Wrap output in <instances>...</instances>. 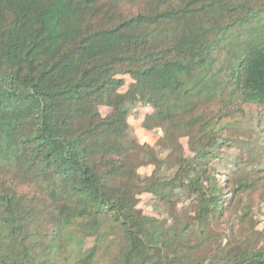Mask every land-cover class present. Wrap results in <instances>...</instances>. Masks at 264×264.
I'll return each instance as SVG.
<instances>
[{"label":"trees","instance_id":"trees-1","mask_svg":"<svg viewBox=\"0 0 264 264\" xmlns=\"http://www.w3.org/2000/svg\"><path fill=\"white\" fill-rule=\"evenodd\" d=\"M0 264H264V0H0Z\"/></svg>","mask_w":264,"mask_h":264},{"label":"rangeland","instance_id":"rangeland-1","mask_svg":"<svg viewBox=\"0 0 264 264\" xmlns=\"http://www.w3.org/2000/svg\"><path fill=\"white\" fill-rule=\"evenodd\" d=\"M135 124L136 135L139 137L140 141L148 142L149 144H153L156 140V132H151L149 130L142 129L141 127H137V121H133ZM147 210L151 212V206H146Z\"/></svg>","mask_w":264,"mask_h":264}]
</instances>
